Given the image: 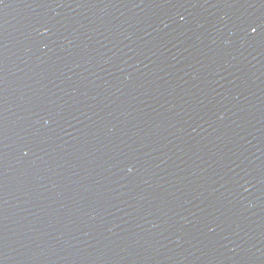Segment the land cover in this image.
Masks as SVG:
<instances>
[{"label":"water","instance_id":"95a60500","mask_svg":"<svg viewBox=\"0 0 264 264\" xmlns=\"http://www.w3.org/2000/svg\"><path fill=\"white\" fill-rule=\"evenodd\" d=\"M0 264H264V0H0Z\"/></svg>","mask_w":264,"mask_h":264},{"label":"snow or ice","instance_id":"6c2138e0","mask_svg":"<svg viewBox=\"0 0 264 264\" xmlns=\"http://www.w3.org/2000/svg\"><path fill=\"white\" fill-rule=\"evenodd\" d=\"M253 31H255V29H253Z\"/></svg>","mask_w":264,"mask_h":264}]
</instances>
